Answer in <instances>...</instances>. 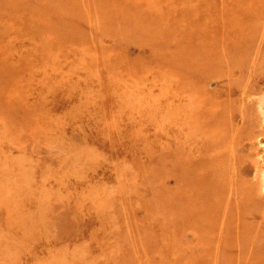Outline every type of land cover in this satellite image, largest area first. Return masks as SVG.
Returning <instances> with one entry per match:
<instances>
[{
	"label": "rangeland",
	"instance_id": "obj_1",
	"mask_svg": "<svg viewBox=\"0 0 264 264\" xmlns=\"http://www.w3.org/2000/svg\"><path fill=\"white\" fill-rule=\"evenodd\" d=\"M0 264H264V0H0Z\"/></svg>",
	"mask_w": 264,
	"mask_h": 264
},
{
	"label": "bare ground",
	"instance_id": "obj_2",
	"mask_svg": "<svg viewBox=\"0 0 264 264\" xmlns=\"http://www.w3.org/2000/svg\"><path fill=\"white\" fill-rule=\"evenodd\" d=\"M174 124H175V123H174ZM169 127H170V126H169ZM174 128H175V127H174ZM176 129H177V128H176ZM172 130H173V129H172ZM172 130H171V131H172ZM175 133H176V132H175ZM175 133H174L173 137L176 135ZM187 134H188V133H187ZM176 136H177V135H176ZM171 138H172V134H171ZM173 141H175V140H173ZM186 144H187V143H186ZM186 149H187V148H186ZM225 192H226V191H225Z\"/></svg>",
	"mask_w": 264,
	"mask_h": 264
}]
</instances>
